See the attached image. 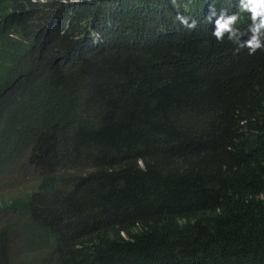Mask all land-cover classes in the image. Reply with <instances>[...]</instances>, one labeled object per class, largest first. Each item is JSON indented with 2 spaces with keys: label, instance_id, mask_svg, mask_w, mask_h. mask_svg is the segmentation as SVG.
Listing matches in <instances>:
<instances>
[{
  "label": "trees",
  "instance_id": "1",
  "mask_svg": "<svg viewBox=\"0 0 264 264\" xmlns=\"http://www.w3.org/2000/svg\"><path fill=\"white\" fill-rule=\"evenodd\" d=\"M101 2L0 0V264H264L259 21Z\"/></svg>",
  "mask_w": 264,
  "mask_h": 264
},
{
  "label": "clouds",
  "instance_id": "2",
  "mask_svg": "<svg viewBox=\"0 0 264 264\" xmlns=\"http://www.w3.org/2000/svg\"><path fill=\"white\" fill-rule=\"evenodd\" d=\"M72 3H79V2H92L93 0H69ZM102 1V0H101ZM123 0H103L99 5L107 4L112 7H116V5L122 3ZM67 2V1H66ZM252 13V19L254 21L258 20L259 22L256 24V27L253 31L256 33L253 38L247 42L246 45H241V47H247L251 49L250 54L254 53L257 49L264 47V41L260 39V34L262 30H264V0H242L240 12H248ZM178 19L183 20V26L186 28L187 20L183 16H178ZM239 16L233 15L227 19L221 18L218 23V29L214 33L215 36L223 40L225 33H232L235 35L233 30V25L237 22ZM89 21H84L81 25L88 30L87 32V40L92 46H97L98 44H102L104 42V37L102 35L105 30L101 27L94 26L93 23L89 25ZM58 31L59 36L65 37L67 35L71 36L74 40H80L81 36L79 32L73 31L70 26L69 21L67 23H63L62 19L58 20ZM77 34V36H75Z\"/></svg>",
  "mask_w": 264,
  "mask_h": 264
},
{
  "label": "bare ground",
  "instance_id": "3",
  "mask_svg": "<svg viewBox=\"0 0 264 264\" xmlns=\"http://www.w3.org/2000/svg\"><path fill=\"white\" fill-rule=\"evenodd\" d=\"M146 33H147V32H146ZM146 33H145V35H146ZM135 34H136V33H135ZM135 34H134V35H135ZM139 34H140V32H139ZM138 37H139V36H138ZM140 37H141V36H140Z\"/></svg>",
  "mask_w": 264,
  "mask_h": 264
}]
</instances>
